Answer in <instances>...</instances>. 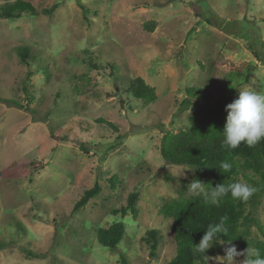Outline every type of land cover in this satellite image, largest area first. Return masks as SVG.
Segmentation results:
<instances>
[{"label": "rangeland", "instance_id": "obj_1", "mask_svg": "<svg viewBox=\"0 0 264 264\" xmlns=\"http://www.w3.org/2000/svg\"><path fill=\"white\" fill-rule=\"evenodd\" d=\"M22 1L57 8L0 19V264H167L175 244L159 211L180 187L190 196L193 171L163 160V133L188 127V89L264 90V0ZM137 77L155 102L126 91ZM95 182L101 193L73 213ZM134 192L136 218L113 214ZM249 212L248 239L262 241L264 194ZM117 222L124 236L110 251L96 230Z\"/></svg>", "mask_w": 264, "mask_h": 264}, {"label": "trees", "instance_id": "obj_2", "mask_svg": "<svg viewBox=\"0 0 264 264\" xmlns=\"http://www.w3.org/2000/svg\"><path fill=\"white\" fill-rule=\"evenodd\" d=\"M56 8L57 5H54L38 12L29 2L4 0V4L0 7V19H20L24 14L50 16ZM144 28L147 32H152L154 23H146ZM17 53L21 62L27 63L26 66H29L30 64L26 62L29 59L27 50L17 51ZM94 67L92 66V68ZM107 75L111 76L112 71L107 72ZM126 91L131 93L135 99L142 101L145 106L157 99L155 89L147 85L140 77L132 79L127 85ZM226 93H228L227 90L213 98L206 88L186 90L181 110L190 111L188 127L176 133H163L159 152L166 163L187 166L193 170L190 181H182L185 185L195 179L215 188L219 184L227 185L237 182L241 178L255 186L258 191L247 202L233 200L229 194L217 207L206 204L202 196L190 195L186 197L183 188L177 189L178 196L166 201L159 211L162 216L171 220V231L175 244V255L167 264H203L202 255L195 253L193 246L199 244L208 225L218 223L223 216L228 218L229 237L221 234L220 239H232L231 244L239 245L242 251L253 246L259 249L261 256H264V223L258 225L263 240L253 243L248 239L249 208H252L257 199L264 194V140L253 147H248L244 142H241L236 149H226L223 146L222 133L226 123L225 107L238 98V96ZM95 122L116 131V127L104 119L99 118ZM222 161L232 163L231 171L224 172L219 169V164ZM113 180L114 176L110 179L112 186ZM100 193L101 186L95 182L90 189L83 192L81 198L73 206L72 212L76 213L83 209L90 200L98 197ZM137 198V193L129 194L125 207L118 211L113 210L112 213L120 214L122 218L130 213L136 218ZM123 236L124 225L122 222L114 223L106 229L96 230L98 243L110 251L117 248ZM145 242L150 246V256H153V252L157 248L156 233L149 231ZM1 248L0 244V251ZM206 255L212 257L214 254L209 249Z\"/></svg>", "mask_w": 264, "mask_h": 264}, {"label": "clouds", "instance_id": "obj_3", "mask_svg": "<svg viewBox=\"0 0 264 264\" xmlns=\"http://www.w3.org/2000/svg\"><path fill=\"white\" fill-rule=\"evenodd\" d=\"M238 92V98L225 107L227 117L222 144L226 149H236L241 142L253 147L264 140V90L246 88ZM232 167V163L228 161L219 164V169L224 172L231 171ZM185 170L193 171L187 166ZM179 176H184V171ZM257 191L255 186L243 180L227 185L219 184L212 188L195 179L187 185L186 190L190 195L202 196L206 204L217 207L229 194L233 200L247 202ZM227 220L228 218L223 216L218 223L209 224L199 244L193 246L194 252L202 255L203 264L208 261H214L216 264H264V256H261L259 249L249 246L244 251H238L236 246L231 244L232 239H220L221 234L229 237ZM215 244L224 246L223 257L206 255Z\"/></svg>", "mask_w": 264, "mask_h": 264}]
</instances>
